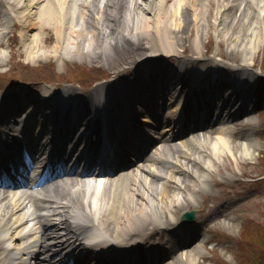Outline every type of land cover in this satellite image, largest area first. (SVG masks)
Wrapping results in <instances>:
<instances>
[{
  "label": "bare ground",
  "instance_id": "obj_1",
  "mask_svg": "<svg viewBox=\"0 0 264 264\" xmlns=\"http://www.w3.org/2000/svg\"><path fill=\"white\" fill-rule=\"evenodd\" d=\"M226 1L232 3L226 9L229 12L222 13L221 5ZM102 2L103 12L100 13L99 9L89 11L83 7L87 3H97L96 0H0L3 6L1 13L7 19V12H13V19L16 22L21 21L23 33L47 30L45 33L49 35L54 32L57 39L60 37L59 42L63 43L64 52H78V49H83L84 43H87L88 51H93L95 56H99L97 49L101 48V53L105 54L108 62H112V59L107 49L102 47L103 42L107 46H115L121 56L126 52H139L142 51L141 48L155 46L158 51L164 53L163 57L168 54L179 55L178 48L185 45L187 38L180 37L178 32L192 25L194 30L203 36L209 23L210 4L218 8L214 19L217 32L225 31L230 43L228 46L231 51L227 56L229 62L234 63L235 59L239 58L241 70L244 72L251 68L249 66H252L257 51L264 46V0ZM115 9L116 14L111 16ZM230 12L232 17L228 20L229 26H226V18L230 17V14L226 13ZM60 26H63L64 30ZM101 28H104L103 33H100ZM70 37L78 38L72 48L67 46L71 43L68 41ZM44 39H51V36L45 35ZM94 39H101L99 47H90V44L95 42ZM23 40L27 49L39 43L36 35L30 38V35L24 34ZM147 40H150L152 45H148ZM121 42L127 47L122 46ZM199 43L201 44L199 38L192 41L194 59L202 57ZM0 56L4 57V54ZM117 61L116 58L115 62ZM186 66L188 65H184L185 68ZM136 78L137 75L133 72L132 79ZM235 89L239 94L240 86L236 85ZM236 94L233 92L232 95ZM167 95L171 97L169 92ZM113 98L116 99L115 95ZM229 100L230 97L226 98L224 95L220 100L221 104L212 108H220L225 101L223 108L227 110ZM31 101L34 100L31 98ZM128 104L129 101L123 98L118 105ZM176 104L177 102L175 106ZM177 111L178 107L172 110V117ZM248 115L249 111H246L240 118ZM220 119L209 123L211 129L206 132L207 135H191L193 140L175 144L173 149L166 146L164 152L162 143L166 142V139L157 135L159 146L153 150L151 156L129 163L103 183L101 188L98 182L87 181L77 175L44 191L39 197L27 193L0 192V257H11L14 264H45L50 254L57 250L61 237L59 234L76 225L98 226L102 233L97 237L102 242L104 235L115 236L107 242L108 245L126 244L133 237H142V234L153 231L155 223L162 222L161 214L164 219L177 216L186 210L184 207L196 203L192 194L185 193L184 188L189 179L196 178L204 185L202 172L212 167L211 163L217 162L220 156H232L236 151L240 159H250L259 151V146L248 133H242L241 142L231 145L229 138L233 134V128L218 127L219 124H224ZM113 120L117 123V117ZM140 122L150 123L147 119ZM249 123L251 122L248 118L246 124ZM126 143L127 153L133 157L139 147H146L142 134L135 128L131 133L127 132ZM192 168L195 169L194 175L191 173ZM148 219L150 221H147ZM104 221H110L114 228L111 229ZM46 231H50V238L44 236ZM39 233L42 234L40 240ZM177 238H180V235ZM177 251L170 255L171 261L167 264H198V259L204 257L196 247L186 249L180 255H177Z\"/></svg>",
  "mask_w": 264,
  "mask_h": 264
},
{
  "label": "rangeland",
  "instance_id": "obj_2",
  "mask_svg": "<svg viewBox=\"0 0 264 264\" xmlns=\"http://www.w3.org/2000/svg\"><path fill=\"white\" fill-rule=\"evenodd\" d=\"M213 3V1H212ZM231 1H227L221 5V11H226L227 7L230 6ZM215 5L208 6L209 10V23L208 27L204 30L203 36L201 33H197L194 30V27L190 25L188 29H182L178 34L180 37H186V42L181 52L183 55H193V44L192 41L196 38H199L201 41L200 49L203 51V55L215 56V54L220 53L223 58H227L229 55L230 47L228 46L229 41H227L226 32H217L216 24H214L215 11L218 9ZM224 10V11H223ZM240 13V12H239ZM237 14V18L239 17ZM230 14V17L226 18V26L228 25V20L232 17L231 12L226 13ZM221 16L218 18L220 19ZM237 20V19H236ZM233 30V29H232ZM45 30L40 35V47L42 50H45L46 54H51V48L54 45L56 40V35L54 32H50L47 35ZM51 36V39H47L44 42V37ZM204 43V47H203ZM192 46H191V45ZM200 45V43H199ZM230 45V43H229ZM51 49V50H50ZM258 55L255 58V66L258 68H264V46L258 50ZM218 56L219 58H222ZM228 59V58H227ZM82 69L83 72L74 71L76 78L70 77V79L78 80L81 84L88 86L91 85V81L95 78H98L101 75V71L97 72L93 68L89 69L86 67L78 66ZM26 67L24 71H28ZM262 95H264V85L261 87ZM259 119V132L257 135H253L254 139H258L261 143V152L259 155L249 161L241 160L236 155L234 156L237 164L239 166V171L237 172V177L240 180L232 182V174L235 171L234 166L235 162L226 159L227 155L219 157L218 161L214 164L217 165L218 162H221L222 165H218L217 170H209L210 178L212 180H222L221 186L213 187L215 191L214 196H222L230 203L229 209L223 214V216L218 217L214 221V229L212 231V238H216L221 241V246L227 245L232 247L234 252H226V257L223 258L224 252L226 249L212 250L215 252L220 259H227L230 264H256L257 257L262 254L261 249L264 247V156L261 158L264 150V124L261 118L264 119V111L260 113V110L254 111L252 114ZM243 122V121H242ZM247 125H242L239 128V133L246 131ZM238 139L236 140L237 143ZM208 170V169H207ZM239 172L242 173V176H239ZM207 173H205L206 175ZM189 186V185H187ZM197 188V187H196ZM188 187H186L185 192H187ZM212 191V192H213ZM217 191V192H216ZM212 194V193H211ZM212 196L202 195L200 196V202L204 206H208V201H210ZM258 224V225H253ZM208 237V236H206ZM262 244V246H261ZM206 244L205 246H208ZM249 255L254 256L252 261H248ZM264 264V261H261Z\"/></svg>",
  "mask_w": 264,
  "mask_h": 264
}]
</instances>
